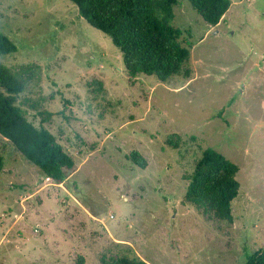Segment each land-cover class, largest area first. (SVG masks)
Returning a JSON list of instances; mask_svg holds the SVG:
<instances>
[{"label":"rangeland","instance_id":"obj_1","mask_svg":"<svg viewBox=\"0 0 264 264\" xmlns=\"http://www.w3.org/2000/svg\"><path fill=\"white\" fill-rule=\"evenodd\" d=\"M231 2L210 25L179 0L190 74L162 82L130 75L72 1L0 0L11 97L75 161L55 183L0 134V264H243L264 247V0ZM206 147L240 167L232 224L184 202Z\"/></svg>","mask_w":264,"mask_h":264},{"label":"trees","instance_id":"obj_2","mask_svg":"<svg viewBox=\"0 0 264 264\" xmlns=\"http://www.w3.org/2000/svg\"><path fill=\"white\" fill-rule=\"evenodd\" d=\"M80 16L90 25L106 34L120 50L127 72L155 76L165 82L175 75L189 76L190 47L185 31L173 24L174 7L179 0H70ZM210 25L224 19L231 0H189ZM17 51V46L0 31V55ZM21 72H12L0 65V134L7 138L24 158L41 173L62 183L75 161L51 133L41 125L28 120L25 111L11 95L24 90ZM194 138V137H193ZM4 158L0 155V171ZM240 167L212 147H206L196 161L194 169L185 176L188 181L184 202L214 219L232 224V202L237 198ZM121 264H131L124 257ZM141 264H145L141 262ZM243 264H264V247L247 257Z\"/></svg>","mask_w":264,"mask_h":264}]
</instances>
